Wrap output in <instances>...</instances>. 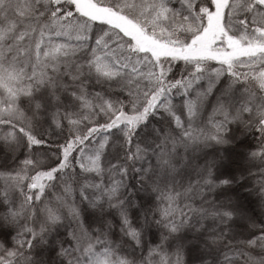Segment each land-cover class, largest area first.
<instances>
[{
	"label": "snow or ice",
	"instance_id": "obj_1",
	"mask_svg": "<svg viewBox=\"0 0 264 264\" xmlns=\"http://www.w3.org/2000/svg\"><path fill=\"white\" fill-rule=\"evenodd\" d=\"M0 264H264V0H0Z\"/></svg>",
	"mask_w": 264,
	"mask_h": 264
}]
</instances>
